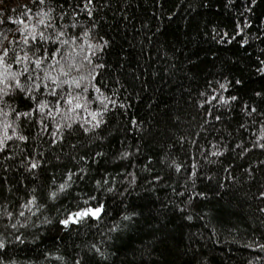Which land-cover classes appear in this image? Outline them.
<instances>
[{"label":"trees","instance_id":"trees-1","mask_svg":"<svg viewBox=\"0 0 264 264\" xmlns=\"http://www.w3.org/2000/svg\"><path fill=\"white\" fill-rule=\"evenodd\" d=\"M77 2L48 0L43 7L57 15L63 5L65 24L78 19L68 31L80 34L78 44L86 49L82 29L92 19L73 17L69 5ZM96 3L101 10L94 11L97 26L88 39L110 41L97 81L130 107L110 111L94 134L74 125L59 143L50 140L51 122L43 133L21 121L30 139L14 159L0 154V205L14 213L12 223L18 219L26 227L5 228L10 222L0 215V239L12 241L0 254L16 264H75L94 255L88 246L104 241L108 259L95 256L93 264H264V149L252 147L264 143L258 140L264 134V0ZM37 11L32 0H0V32L19 38L16 29L23 25L12 21L34 23ZM89 95L98 94L90 89ZM230 96L237 99L225 104ZM17 103L31 106L22 98ZM125 151L130 155L121 158ZM40 152L44 163L32 175L20 161ZM69 171L72 181L61 192ZM33 190L43 207L30 213L21 206ZM85 200L103 204L100 218L62 225ZM127 215L132 219L124 220ZM21 233L24 243L14 239Z\"/></svg>","mask_w":264,"mask_h":264},{"label":"snow or ice","instance_id":"snow-or-ice-1","mask_svg":"<svg viewBox=\"0 0 264 264\" xmlns=\"http://www.w3.org/2000/svg\"><path fill=\"white\" fill-rule=\"evenodd\" d=\"M32 2L38 8L34 23H25L23 19L12 21V23L23 25L22 28L16 29V32L20 33L19 38L13 35L12 39H9L7 35L0 32V37H2L0 39V154L4 155L5 160L14 159L16 155L27 151L30 137L24 134L21 121L29 124L34 123L43 133H49V122H51L54 131L49 133L50 140L52 143H59L65 139V133L73 131L74 125H79L84 133L94 134L107 123L104 117L110 111L117 107L123 110L130 107L126 103L118 104L115 99L106 95L102 91L100 82L97 81V77L101 75L97 69L105 68V64L99 60L110 41L99 37L95 43H92L88 39L92 30L97 26L94 11L101 10L96 0H78L75 7L69 5L73 17L78 18L85 15L92 19L91 26L82 29V35L86 38L84 41L87 44L86 49L82 44H78L81 38L80 34L68 31L69 28H76L79 20L74 19L70 23H63L64 16L67 14L63 11V5L60 6L62 11L53 15L54 8L48 7L45 10L43 7L48 3V0H32ZM28 11L31 12V9ZM4 22L3 17L0 16V24ZM77 56L80 57L79 60H77ZM74 72L75 75H73ZM236 83L241 82L237 81ZM219 87L226 90L225 84H220ZM90 89L98 95L90 96ZM112 95L115 96L116 93L112 92ZM256 95L259 96L260 93ZM21 98L30 103L31 106L27 110L21 108L17 103ZM212 99L215 100L217 97L212 96ZM236 99V96H230L223 102L227 104ZM205 102L211 103L210 100ZM96 103H99V106L93 109L92 105ZM109 104L112 105V108H109ZM256 111V108L253 107L248 115L250 116L252 112ZM215 119L219 120L220 117L216 116ZM140 123L136 120L132 121V124L138 128ZM258 140H264V134L259 136ZM17 141L21 143H16ZM72 147L74 148L75 145ZM237 147H241V145H237ZM252 147L264 149V143L253 142ZM16 148L20 149L19 153L15 152ZM9 149H13V151L10 152ZM218 154L222 153H212V155ZM103 155V152L96 153V156L103 157ZM129 155L130 153L125 151L121 158H126ZM38 156L42 157L43 153L25 155L20 161L25 170L32 175H36L34 170L40 169L44 163ZM81 159L86 158L81 157ZM172 163L175 165L176 171H180L181 165L176 164L175 161ZM83 171L84 169H81V172ZM72 177L73 173L69 171L65 183L59 185V191L62 192L70 186L69 182L72 181ZM79 178L83 179V176ZM252 178H255L254 175ZM104 183L107 184V181L105 180ZM96 184L100 186L101 181L97 180ZM112 190L111 187L108 188V191ZM49 195L51 198H55L57 192L52 191ZM260 196L264 197V185H262ZM89 199L95 200V197ZM84 204L85 207L77 206L75 211H68L60 223L68 227L70 224H78L88 218L98 220L103 211V204L98 203L96 207H92L88 205L87 200L84 201ZM21 207L32 213L33 208L39 211L43 205L38 203V197L33 190L30 199ZM259 211L264 212V208H260ZM0 215L6 216L10 222L5 225V228L11 227L18 230V226L26 227V224H21L18 219L14 223L11 222L14 213L9 211L6 205H0ZM18 215L23 217L25 213L20 211ZM132 215H136V213ZM123 219L131 220L132 216L127 215ZM45 222L48 221L45 220ZM115 230L114 227L112 231ZM14 239L16 242L24 243L22 233L15 235ZM11 242L7 241V243ZM7 243L6 239H0V253L7 247ZM103 244L104 241H100L98 244L93 243L88 246L89 252L94 255L87 258L80 257L75 261V264H80L81 259L84 260V264H93L95 256L106 261L108 255L101 247ZM260 247L264 248V245H260ZM0 264H16V261H6L0 254Z\"/></svg>","mask_w":264,"mask_h":264}]
</instances>
